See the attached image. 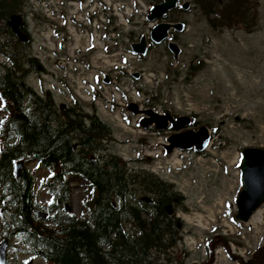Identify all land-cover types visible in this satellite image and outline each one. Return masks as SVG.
Returning a JSON list of instances; mask_svg holds the SVG:
<instances>
[{
	"label": "trees",
	"instance_id": "16d2710c",
	"mask_svg": "<svg viewBox=\"0 0 264 264\" xmlns=\"http://www.w3.org/2000/svg\"><path fill=\"white\" fill-rule=\"evenodd\" d=\"M31 1L0 0V59H5L0 60V242L6 239L16 248L11 244L16 240L32 261L41 260L42 264H182L175 249L183 244L184 223L175 213L185 197L172 183L143 169L151 159L125 161L119 156L114 148V128L103 120L94 102L75 98L72 105L62 107L50 93L42 95L30 83L31 75L44 72L32 50L34 40L29 31V20L42 18L43 13ZM143 2L156 6L163 0ZM190 2L188 10L178 7L165 19L185 24L186 31L171 34L183 47L181 66H173L167 42H150L147 56L139 57L146 61L153 51L160 54L161 66L153 71L165 72V85L185 77L183 66L188 76L192 74V62L199 56L189 54L191 31L201 33L208 43L211 36L238 28L251 34L261 22L260 0ZM16 18L21 19L20 35L28 40L12 26ZM109 20L116 34L109 51L124 44L125 51L131 53L130 43L141 36L135 30L117 28V17ZM123 77L132 78L135 87L141 82L125 69L118 76ZM141 88L137 89L139 95L143 94ZM146 92L148 107L160 100L157 96L161 93ZM192 118V126L198 125L195 115ZM149 131L160 132L156 128ZM19 162L24 165L17 176ZM70 181H83L87 189L80 202V216L66 210L73 205ZM42 191L47 193L46 202L40 201ZM7 264H13L10 257ZM242 264H264V254L258 251Z\"/></svg>",
	"mask_w": 264,
	"mask_h": 264
},
{
	"label": "rangeland",
	"instance_id": "374dc122",
	"mask_svg": "<svg viewBox=\"0 0 264 264\" xmlns=\"http://www.w3.org/2000/svg\"><path fill=\"white\" fill-rule=\"evenodd\" d=\"M56 1L52 8L58 14L52 16L51 9V15H46L45 11L43 13L38 9L44 16L29 20V31L34 40L32 50L50 74L45 76L46 85L43 89V74L31 76L30 83L41 93L48 91L52 95L53 90L57 91L55 85L61 86L66 78H73L76 81V92L83 94L81 100L92 103L91 98H87L80 89L83 87L82 81L90 79V72L97 70L111 74L116 67L119 70L127 69L128 74L130 71L145 73L147 77L142 76L136 87L132 78L123 77L121 80L118 78L120 74L116 73V83L101 92L95 105L103 120L114 128L115 151L125 160L152 159L143 169L172 183L176 191L185 197V202L175 213L184 223L183 244L175 249L177 261L182 264H241L240 258L246 262L256 256L258 251L264 254V220L261 223L253 220L243 224L236 219V199L243 189L240 169L243 151L250 147L264 149V0H260V25L251 34L238 28L211 36L206 43L208 39L202 38L201 33L191 31L193 41L189 46V54L197 55L199 59L192 62L194 68L190 76L183 66L181 70L185 77L178 82L173 81V85L164 84L165 72L157 74L153 71L161 66L160 54L155 55L157 52L153 51L148 60L142 61L125 51L124 44L114 51L115 55H107L101 49L92 57L86 52L84 61L91 59L94 70L85 71L82 66L85 72L82 74L74 72L73 67H70L61 75V82L52 81L51 75L54 74L55 78L59 76L57 69L63 59L53 51L57 49V41L51 31L54 28L52 23L61 21L59 14L62 18V14L70 10L63 0ZM186 1L190 0L182 2ZM121 2L118 13L123 19L119 20L126 25L119 22L117 25L123 26L125 32L133 29L141 37H150L151 22L143 18V15L149 13L150 5L141 0L138 1L139 6L136 0ZM97 10L100 11V6ZM130 19L133 21L129 22ZM15 24L17 27L20 25L17 21ZM111 30L108 28L106 31ZM195 30L199 31V27ZM110 36L116 38L115 34ZM22 39L28 40V37ZM114 39L112 47L115 45ZM89 41L88 35L80 36L79 47L85 50ZM96 45L103 47V44ZM160 52L165 53L163 48ZM164 59L169 61L168 57ZM201 59L205 60L203 65L199 63ZM181 61L182 55L177 64L172 56L174 67L181 66ZM62 65L65 66L66 62ZM51 81L53 83H49ZM138 88L143 89L142 95L138 94ZM146 90H155L156 96L161 93V96H157L160 100L154 101L155 105L151 102V107L146 105ZM54 94L60 103L62 97L55 91ZM149 109L159 114L168 110L175 120L189 117L191 124L180 130L167 128L161 132L149 131V128H155L154 124L148 128L141 125L147 117L144 111ZM193 115L198 125L192 126ZM208 125H211L208 127L211 134H215L206 151L196 153L194 149H178L167 155L164 145L171 135L198 131ZM39 195L41 202L47 201L46 192L42 191ZM85 196L84 182L75 183L72 188V207L76 214L80 215V202ZM12 245L16 247L17 243ZM10 249L9 256L13 264H25L31 259L29 254L17 250V247ZM35 264H42V261L36 260Z\"/></svg>",
	"mask_w": 264,
	"mask_h": 264
},
{
	"label": "water",
	"instance_id": "95a60500",
	"mask_svg": "<svg viewBox=\"0 0 264 264\" xmlns=\"http://www.w3.org/2000/svg\"><path fill=\"white\" fill-rule=\"evenodd\" d=\"M181 0H163L162 3L156 5L152 12L148 16V20L159 21L162 18L165 19L167 14L176 9ZM190 6V2H186L182 5V9L187 10ZM20 24V22H18ZM12 26L16 27V31L19 33V29L15 23ZM184 23H170L159 22L151 32L150 40L160 45L164 41L169 39V33L171 31L182 32L184 30ZM132 51L136 55L145 56L149 49V39L143 36L139 42L131 45ZM168 48L173 54L174 63H178L181 55V47L172 41L168 42ZM139 73H135L134 77L138 78ZM108 83L109 80L106 79ZM144 114L147 116L141 125L145 128L155 124L159 130H164L168 126V122L172 125L174 130H180L191 123L189 117H181L174 119L170 115L159 116L153 110H146ZM210 130L206 126H202L198 131H187L184 133L174 134L168 139V144L164 145L167 154H171L175 148L180 150H191L195 148L196 152H203L210 141ZM24 163L19 162L16 165V174L20 176V172ZM242 172V191L239 193L236 199V206L238 208L237 218L248 223L254 212L264 204V149L250 147L246 148L243 152V158L240 164ZM168 212L172 215V208L169 206ZM45 217V214H44ZM9 248L8 240L0 242V264H6L7 261V249Z\"/></svg>",
	"mask_w": 264,
	"mask_h": 264
},
{
	"label": "bare ground",
	"instance_id": "6f19581e",
	"mask_svg": "<svg viewBox=\"0 0 264 264\" xmlns=\"http://www.w3.org/2000/svg\"><path fill=\"white\" fill-rule=\"evenodd\" d=\"M61 1V0H60ZM144 1V0H143ZM57 2V1H56ZM63 2V1H62ZM57 8V7H56ZM60 9H63V7H61ZM51 10V9H50ZM107 10V9H106ZM55 11V10H54ZM62 10H60V12H61ZM61 15V14H60ZM63 15V14H62ZM53 16V15H52ZM53 24V23H52ZM29 26V25H28ZM133 30V29H132ZM131 30V31H132ZM56 33H58V34H60V35H62V34H64V31L63 30H61V29H57L56 30ZM86 38V37H85ZM1 61H4L5 59L2 57L1 59H0ZM5 62V61H4ZM73 72V71H72ZM31 76H33V75H31ZM31 76H30V78H31ZM30 78H29V81H30ZM33 86V85H32ZM43 95V94H42ZM191 120V119H190ZM193 122V121H192ZM120 156V155H119ZM122 157V156H121ZM123 158V157H122ZM124 159V158H123ZM125 160V159H124ZM152 160V159H151ZM125 161H127V160H125ZM161 179H163V180H165L164 178H161ZM166 181V180H165ZM166 182H168V181H166ZM70 183H71V181H70ZM168 183H170V182H168ZM70 186H72V188H73V186H74V183L72 182V185L70 184ZM84 193H85V195L87 194V189L85 188L84 189ZM149 198V197H148ZM150 199V198H149ZM49 207V206H48ZM172 208V207H171ZM264 204H262L255 212H254V214L251 216V218H253V219H255V221L256 222H259V223H261L263 220H264ZM66 210L67 211H69V212H74V210H73V207L71 206V207H66ZM172 212H173V208H172ZM75 213V212H74ZM80 213H81V210H80ZM39 215H40V217L41 218H45L44 217V215L42 214V213H39ZM78 216H80L79 214H77ZM237 215H238V208H237ZM237 215H236V219L240 222V223H243V224H245L244 222H242V221H240L238 218H237ZM176 217V216H175ZM178 218V217H177ZM250 218V219H251ZM180 219V218H179ZM181 220V219H180ZM182 221V220H181ZM14 242H16L17 243V250H21V247L18 245V242L16 241V240H12L11 241V244H14ZM239 244V243H238ZM240 245V244H239ZM21 251H23V250H21ZM10 252H11V249H7V257H10L9 255H10ZM24 252V251H23ZM244 261V259L242 260V258H240L239 259V262L242 264V262ZM6 264H7V262H6Z\"/></svg>",
	"mask_w": 264,
	"mask_h": 264
},
{
	"label": "built area",
	"instance_id": "2783aa9c",
	"mask_svg": "<svg viewBox=\"0 0 264 264\" xmlns=\"http://www.w3.org/2000/svg\"><path fill=\"white\" fill-rule=\"evenodd\" d=\"M91 0H88V2H90ZM47 11H49V9H47ZM63 60H65V59H63ZM68 101H70V99L67 97L66 98Z\"/></svg>",
	"mask_w": 264,
	"mask_h": 264
}]
</instances>
